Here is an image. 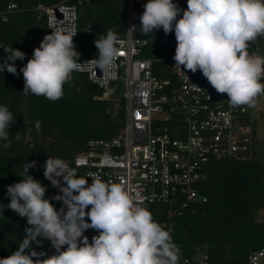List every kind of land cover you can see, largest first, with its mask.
<instances>
[{"label":"clouds","instance_id":"obj_1","mask_svg":"<svg viewBox=\"0 0 264 264\" xmlns=\"http://www.w3.org/2000/svg\"><path fill=\"white\" fill-rule=\"evenodd\" d=\"M143 7L139 28L145 35L161 28L166 35L174 32L175 66L193 73L199 70L218 94L227 95L232 107L256 106L257 98L264 96V56L247 49L250 42L264 36V0H187L186 9L173 0H147ZM76 34L53 26L43 37L19 70L24 95L53 102L62 98L63 86L84 65L76 62L80 55L73 42ZM118 41L113 29L94 40L99 53L94 68L105 77L116 75L117 58L123 55ZM0 48L6 53L0 59V73L18 75L15 61L24 60L25 53L11 45L0 44ZM13 122L9 108L0 105L4 147L11 146L8 129ZM35 128L40 131V121ZM14 138L18 140L19 134ZM35 163L23 165L22 179L7 186L10 202L0 205V213L5 207L11 209L29 225L18 248L0 258V264H179L180 250L171 229L162 228L147 209L135 204L124 186L100 179L89 184L68 161L48 157L43 176L58 189L51 197L61 202L56 210L44 198L46 188L28 174ZM88 229L98 232L91 243L83 236ZM38 238L49 240L56 253L39 259L44 253L33 247L40 244Z\"/></svg>","mask_w":264,"mask_h":264},{"label":"trees","instance_id":"obj_2","mask_svg":"<svg viewBox=\"0 0 264 264\" xmlns=\"http://www.w3.org/2000/svg\"><path fill=\"white\" fill-rule=\"evenodd\" d=\"M10 2L16 4V9L7 10ZM48 2L34 0L27 5L24 0H0V44L11 45L25 53L24 60L15 61L18 75L6 70L0 73V105H6L14 117L8 129L11 146L4 147L5 142L0 141V205L10 202L7 186L22 179L23 165L35 161V167L30 168L28 174L46 188L44 198L57 210L59 201L51 197L58 194V189L43 176L45 160L51 155L62 158L85 178L83 170L74 164L76 154L87 148L90 139L117 137L124 123L123 99L101 98L104 90L76 71L72 73L73 79L63 86L61 99L53 102L43 96L23 94L24 79L19 70L46 34L36 6ZM173 3L181 9L187 8V0H173ZM142 7L135 5L136 9ZM125 8L126 0H88L79 6L74 42L79 57H98L94 40L106 35L109 29L119 38L125 37ZM139 27L140 24L135 35L145 40L139 54L141 58L174 54V32L166 35L161 28L152 35H145ZM247 51L264 56V36L250 42ZM4 56L6 53L0 48V59ZM165 65V62L154 63V72ZM109 91L117 94L119 86L113 85ZM36 121L41 122L40 131L35 128ZM17 134L18 140L14 138ZM255 155L257 157L251 160H220L211 164L206 180L198 187L206 198L204 202L181 209L177 203H153L148 210L153 220L162 228L171 229L172 240L183 251L190 252L197 247L205 250L212 264L246 260L249 253L264 245V218L260 219L264 217V149H255ZM26 227H29L26 218L6 207L3 209L0 234L7 235L0 240V258L18 248ZM84 233L89 243L98 235L92 229ZM38 239L40 244L33 247L37 253H44L39 259L56 253L49 240Z\"/></svg>","mask_w":264,"mask_h":264},{"label":"built area","instance_id":"obj_3","mask_svg":"<svg viewBox=\"0 0 264 264\" xmlns=\"http://www.w3.org/2000/svg\"><path fill=\"white\" fill-rule=\"evenodd\" d=\"M48 1L36 6L45 35L53 26L77 32L79 6L88 0ZM146 2L126 0L125 37L117 43L123 55L117 58L115 77H105L94 68L98 57L76 61L84 64L76 72L104 90L101 98L123 99L124 123L113 139H90L87 148L76 154L74 164L89 184L95 179L121 184L141 208L149 210L151 204L160 202L177 203L181 209L206 200L198 187L211 164L254 159L255 149L262 145L250 107H232L227 95L218 94L199 70L193 73L175 66L174 54L154 59L139 56L145 40L135 32L144 7L136 9L135 5ZM14 9L16 4L10 2L7 10ZM76 39L77 34L73 42ZM162 62L165 68L154 72V63ZM113 85L119 86L117 94L109 91ZM61 206L59 202L57 210ZM83 236L89 240L87 234ZM174 243L180 250L179 264H212L205 250L197 247L186 252ZM227 264H264V245L246 260Z\"/></svg>","mask_w":264,"mask_h":264},{"label":"rangeland","instance_id":"obj_4","mask_svg":"<svg viewBox=\"0 0 264 264\" xmlns=\"http://www.w3.org/2000/svg\"><path fill=\"white\" fill-rule=\"evenodd\" d=\"M25 1L28 4H32L34 0H25ZM250 112L257 122L258 138L260 139V143L262 145L260 149L262 148L264 149V98H262V96L257 98V103L255 107H250ZM50 157H56V156L51 155ZM6 235L5 233L0 234V240H3L6 237Z\"/></svg>","mask_w":264,"mask_h":264},{"label":"crops","instance_id":"obj_5","mask_svg":"<svg viewBox=\"0 0 264 264\" xmlns=\"http://www.w3.org/2000/svg\"><path fill=\"white\" fill-rule=\"evenodd\" d=\"M24 2H25L27 5H30V4H28L25 0H24Z\"/></svg>","mask_w":264,"mask_h":264},{"label":"snow or ice","instance_id":"obj_6","mask_svg":"<svg viewBox=\"0 0 264 264\" xmlns=\"http://www.w3.org/2000/svg\"><path fill=\"white\" fill-rule=\"evenodd\" d=\"M123 54V53H122Z\"/></svg>","mask_w":264,"mask_h":264}]
</instances>
